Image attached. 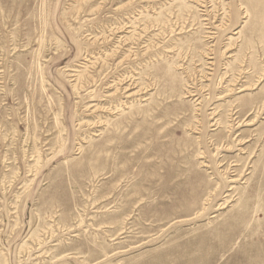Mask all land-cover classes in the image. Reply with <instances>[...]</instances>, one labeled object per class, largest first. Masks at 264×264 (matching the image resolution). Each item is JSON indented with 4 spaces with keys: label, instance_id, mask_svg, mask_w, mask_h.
I'll list each match as a JSON object with an SVG mask.
<instances>
[{
    "label": "rangeland",
    "instance_id": "374dc122",
    "mask_svg": "<svg viewBox=\"0 0 264 264\" xmlns=\"http://www.w3.org/2000/svg\"><path fill=\"white\" fill-rule=\"evenodd\" d=\"M0 264H264V0H0Z\"/></svg>",
    "mask_w": 264,
    "mask_h": 264
}]
</instances>
